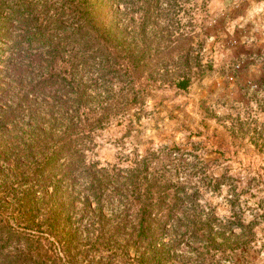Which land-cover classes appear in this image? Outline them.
Instances as JSON below:
<instances>
[{"label":"trees","instance_id":"16d2710c","mask_svg":"<svg viewBox=\"0 0 264 264\" xmlns=\"http://www.w3.org/2000/svg\"><path fill=\"white\" fill-rule=\"evenodd\" d=\"M196 6L198 0H0V35L10 41L0 61V152L10 168L15 221L0 226V264H209L247 250L242 239L253 230L203 213L199 194L167 170L146 158L123 168L93 156L94 133L110 106L89 100L88 90L109 92L114 78L160 73L161 60L174 53L181 59L177 85L187 88L200 58L194 35L153 40L146 25L196 22ZM238 128L264 152V123L240 120ZM171 234L176 238L164 242ZM187 234L207 247L195 261L179 254L191 244Z\"/></svg>","mask_w":264,"mask_h":264},{"label":"rangeland","instance_id":"374dc122","mask_svg":"<svg viewBox=\"0 0 264 264\" xmlns=\"http://www.w3.org/2000/svg\"><path fill=\"white\" fill-rule=\"evenodd\" d=\"M196 7V22L146 25L145 36L153 40L194 35V54L199 52L200 58L194 59L196 75L187 88L177 85L181 59L174 53L161 60L160 73L147 71L126 81L114 78L109 92L100 87L88 90L89 100L100 97L110 106L108 121L94 133L93 156L102 165L123 168L146 158L197 192L203 213L232 226L241 220L253 230L242 239L243 244L248 241L247 250L209 264H264V152L238 128L240 120L264 123V0H198ZM9 43L0 35V61L10 55ZM5 104L0 103L2 114ZM0 147L4 150V143ZM5 156L0 152L2 227L15 224ZM82 206L77 203V209ZM239 232L237 228L228 235ZM175 238L171 234L163 241ZM186 239L191 244L180 255L195 261L207 251L199 237L187 234Z\"/></svg>","mask_w":264,"mask_h":264}]
</instances>
